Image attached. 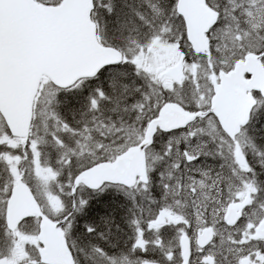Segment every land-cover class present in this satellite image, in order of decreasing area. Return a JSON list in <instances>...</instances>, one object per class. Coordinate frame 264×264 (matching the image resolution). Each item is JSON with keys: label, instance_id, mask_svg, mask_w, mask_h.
<instances>
[{"label": "snow or ice", "instance_id": "6c2138e0", "mask_svg": "<svg viewBox=\"0 0 264 264\" xmlns=\"http://www.w3.org/2000/svg\"><path fill=\"white\" fill-rule=\"evenodd\" d=\"M0 264H264V0H0Z\"/></svg>", "mask_w": 264, "mask_h": 264}]
</instances>
